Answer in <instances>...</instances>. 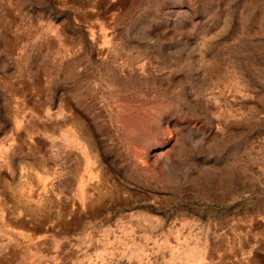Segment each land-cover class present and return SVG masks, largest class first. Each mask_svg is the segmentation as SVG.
<instances>
[{"label": "rangeland", "instance_id": "rangeland-1", "mask_svg": "<svg viewBox=\"0 0 264 264\" xmlns=\"http://www.w3.org/2000/svg\"><path fill=\"white\" fill-rule=\"evenodd\" d=\"M0 264H264V0H0Z\"/></svg>", "mask_w": 264, "mask_h": 264}, {"label": "crops", "instance_id": "crops-1", "mask_svg": "<svg viewBox=\"0 0 264 264\" xmlns=\"http://www.w3.org/2000/svg\"><path fill=\"white\" fill-rule=\"evenodd\" d=\"M48 174L50 175L51 172H48ZM43 176L45 177L46 175ZM37 190H38L37 191L38 198L36 201L40 204L42 203L43 212L38 214L36 217H34V215H29L28 213H25L24 215L21 213L19 215L21 219L23 220L30 219L31 222L37 221L38 224H42V226L46 229L48 228V226L54 227V222L59 217L66 218L67 220L68 219L74 220L79 216H81L83 219H85V212H84L85 209L82 206H80L79 203L77 202L75 198L77 190L75 191L74 188L72 190H65L60 187H52L46 190V192L41 191V188H38ZM54 197H56L59 203L67 202L68 200L74 201L75 204L73 206L72 213L62 214L59 208L56 211L57 212V216H56L54 207L52 205H50L49 207L47 204L49 202H52V200H54ZM48 210H50V214L47 213ZM46 231L47 232L51 231V233L53 234V228L51 230H46ZM45 240L46 238H44V240L42 241L44 242ZM12 254H13L12 257H14L15 256L14 253Z\"/></svg>", "mask_w": 264, "mask_h": 264}]
</instances>
